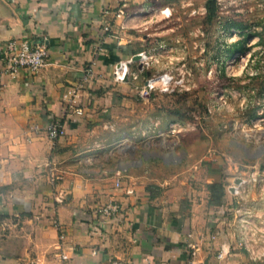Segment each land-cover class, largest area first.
<instances>
[{"label":"crops","instance_id":"obj_1","mask_svg":"<svg viewBox=\"0 0 264 264\" xmlns=\"http://www.w3.org/2000/svg\"><path fill=\"white\" fill-rule=\"evenodd\" d=\"M122 1L0 0V56L14 36H45L50 48L34 74L5 73L0 63V264H63L62 250L69 264H111L115 257L130 264H264L238 245L234 228L241 198L264 208L252 180L264 173L261 157L247 169L229 141L199 148L144 137L170 120L156 124V108L127 107L136 80L114 79L115 65L150 36V14L129 18L121 43L105 30L121 29ZM152 1L129 0L126 12ZM82 80L84 112L66 113L64 94ZM51 118L64 121L65 135L52 139L41 129ZM176 146L186 154L170 158ZM49 164L64 173L55 184ZM238 178L245 179L244 196L234 193ZM110 201L120 206L112 217L99 211ZM223 241L231 253L221 260Z\"/></svg>","mask_w":264,"mask_h":264},{"label":"rangeland","instance_id":"obj_2","mask_svg":"<svg viewBox=\"0 0 264 264\" xmlns=\"http://www.w3.org/2000/svg\"><path fill=\"white\" fill-rule=\"evenodd\" d=\"M206 2L152 1L146 29L150 36L140 50L152 55L151 62L137 60L135 68L142 71L135 79V99L125 105L156 108L162 115L160 120L153 118L156 124L170 120L164 129L153 126L151 133L142 131L145 138L174 137L199 148L211 139L221 140L220 145L229 141L247 158L243 168L251 169L258 157L262 168L264 0H217L213 17ZM165 7L171 8V15L161 12ZM166 70L184 78L177 89L156 86L148 96L140 94L147 77ZM177 149L170 151V158L186 154Z\"/></svg>","mask_w":264,"mask_h":264},{"label":"built area","instance_id":"obj_3","mask_svg":"<svg viewBox=\"0 0 264 264\" xmlns=\"http://www.w3.org/2000/svg\"><path fill=\"white\" fill-rule=\"evenodd\" d=\"M129 0H123L122 4L118 7L116 15H123L125 17L121 29L116 31L112 28L111 24L105 25V30L109 31L110 34L116 38V40L121 43L128 33L127 20L133 16H143L149 14L153 9L152 7L143 9L140 11H135L132 14L126 12L127 2ZM162 13L166 15H171L172 10L170 7H165L161 9ZM50 48L47 38L44 36L42 38H31L29 36H14L7 40L2 50L0 56V63L3 65V72L15 74L23 69L34 74L36 73L45 63L50 54ZM141 55V60H147L149 64L151 62L152 55L148 53L147 50H142L138 52ZM134 55L128 59L119 61L114 68L113 76L116 81L122 82L126 81L130 76L135 80L140 77V72L142 69H132L131 63L134 60ZM130 62V65L128 64ZM89 73H92V67L86 70L87 80ZM184 78H179L176 76L172 70L163 71V73L153 74L145 79L144 88L141 90L140 94L143 96H148L151 89L153 90L156 86L164 91H171L177 89L178 84H182ZM84 86V80L77 83L75 86L71 87L64 94L65 108L67 112H74L77 114H82L84 112V106L80 102V90ZM70 110V111H69ZM43 129L46 134L52 138H59L67 133V128L61 118H51ZM47 174L49 180L55 184L64 177L63 170H60L55 165H48ZM252 180L259 188L260 195L264 198V173H257L252 175ZM245 182L244 178L234 188V193L238 196H244L246 194V189L239 187V184ZM120 184V181L117 182ZM129 192L132 189H128ZM58 200H62L61 196L57 197ZM120 206L117 202L110 201L99 207V211L102 215L112 217L117 212H119ZM234 228L237 234V241L240 247H245L252 259H263L264 258V208L260 210L255 208L252 203H249L245 198H241L234 209ZM231 253V245L223 241L218 249L217 257L221 260L226 258ZM60 257L63 264H69V256L63 250L60 253ZM111 264H130L128 261L121 260L117 257L111 259ZM187 264H207L204 261H197L195 259H190ZM217 264H227L221 261Z\"/></svg>","mask_w":264,"mask_h":264},{"label":"trees","instance_id":"obj_4","mask_svg":"<svg viewBox=\"0 0 264 264\" xmlns=\"http://www.w3.org/2000/svg\"><path fill=\"white\" fill-rule=\"evenodd\" d=\"M216 1L217 0H207L206 2V5L208 6L209 8V11H210V17H213V15L216 13Z\"/></svg>","mask_w":264,"mask_h":264},{"label":"water","instance_id":"obj_5","mask_svg":"<svg viewBox=\"0 0 264 264\" xmlns=\"http://www.w3.org/2000/svg\"><path fill=\"white\" fill-rule=\"evenodd\" d=\"M134 60H139L141 58V55L139 53H136L134 55ZM128 64L130 65V62H128ZM241 181V178H238V180H236L237 183H239Z\"/></svg>","mask_w":264,"mask_h":264}]
</instances>
